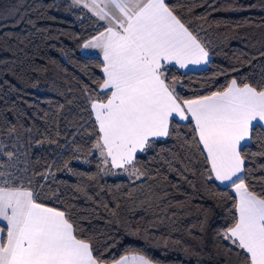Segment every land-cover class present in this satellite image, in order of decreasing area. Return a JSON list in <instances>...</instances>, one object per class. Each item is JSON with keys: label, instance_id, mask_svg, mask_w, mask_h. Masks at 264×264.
Masks as SVG:
<instances>
[{"label": "snow or ice", "instance_id": "snow-or-ice-1", "mask_svg": "<svg viewBox=\"0 0 264 264\" xmlns=\"http://www.w3.org/2000/svg\"><path fill=\"white\" fill-rule=\"evenodd\" d=\"M70 6L98 25L81 45L91 50L89 58L99 60V77L83 86L85 123L92 125L84 135L91 143L72 148V159L95 160L96 171H77L65 160L60 168L53 162L27 176L26 167H17L16 152L0 143V157L7 158L0 163V264H159L137 251L109 258V245L85 225L88 217L73 202L77 198H67L59 185L92 200L85 181L120 175L133 185L155 180L147 164L167 151L172 159L164 162L172 169L177 146L188 161L185 171L198 175L208 198L225 208V221L213 234L216 256L225 264H264V164H257L264 159V76L254 83L232 77L214 90L205 84L202 91L185 95L180 77L171 75L173 68L208 65L211 53L200 35L204 29H194L192 20L181 15L179 0H70ZM169 141L172 148H164ZM37 143L57 141L45 137ZM157 145L162 147L156 156L142 161ZM54 168L78 182H58ZM204 223L207 215L202 230ZM126 228L132 236L140 232L138 226Z\"/></svg>", "mask_w": 264, "mask_h": 264}, {"label": "trees", "instance_id": "trees-1", "mask_svg": "<svg viewBox=\"0 0 264 264\" xmlns=\"http://www.w3.org/2000/svg\"><path fill=\"white\" fill-rule=\"evenodd\" d=\"M179 2L181 15L192 20V27L204 29L200 35L209 42L211 53L202 69L173 68L171 75L180 77L183 94L198 93L205 84L214 90L232 77L254 83L264 76V0ZM203 16L207 19H197ZM97 29L94 18L71 7L70 0H0V143L16 152L17 167L21 171L26 167L27 176L44 171L53 162L60 168L65 160L77 171H96L95 160L84 164L72 159V148L91 143L84 135L92 125L85 123L83 86L99 77V60L81 53L80 48ZM45 137L64 147L37 143ZM13 144L17 147L12 148ZM172 145L169 141L163 147ZM161 147L157 145L142 161L155 157ZM175 151L178 156L172 169L164 162L172 159L167 151L147 164L155 180L133 185L126 175H120L102 177L99 183L85 181L92 200L59 185L67 198H77L73 202L88 217L85 225L109 245V258L137 251L159 264H225L223 257L216 256L213 241L214 231L225 221V208L208 198L198 175L185 171L184 152L178 146ZM0 163L6 164L7 158L0 157ZM257 164H264V159ZM193 168L198 173V166ZM56 180L67 185L78 182L67 171H56ZM116 185H121L119 190ZM141 203L145 207H138ZM109 209L118 215L114 217ZM127 224L138 226L139 234L129 235ZM177 240L179 244L174 243Z\"/></svg>", "mask_w": 264, "mask_h": 264}, {"label": "crops", "instance_id": "crops-1", "mask_svg": "<svg viewBox=\"0 0 264 264\" xmlns=\"http://www.w3.org/2000/svg\"><path fill=\"white\" fill-rule=\"evenodd\" d=\"M206 67V65H201V66H189L188 69H180V70H183V71H186V70H199V69H202Z\"/></svg>", "mask_w": 264, "mask_h": 264}, {"label": "rangeland", "instance_id": "rangeland-1", "mask_svg": "<svg viewBox=\"0 0 264 264\" xmlns=\"http://www.w3.org/2000/svg\"><path fill=\"white\" fill-rule=\"evenodd\" d=\"M90 36H88V37H86L84 40H83V42L87 39V38H89ZM83 42H82V44H83ZM81 44V45H82ZM80 51H81V53H84V54H86V53H90L91 52V50H83L82 49V47L80 48Z\"/></svg>", "mask_w": 264, "mask_h": 264}]
</instances>
